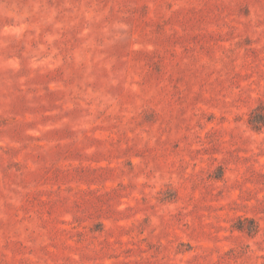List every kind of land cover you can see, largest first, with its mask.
<instances>
[{
  "label": "rangeland",
  "instance_id": "374dc122",
  "mask_svg": "<svg viewBox=\"0 0 264 264\" xmlns=\"http://www.w3.org/2000/svg\"><path fill=\"white\" fill-rule=\"evenodd\" d=\"M12 4L0 264H264V0Z\"/></svg>",
  "mask_w": 264,
  "mask_h": 264
},
{
  "label": "clouds",
  "instance_id": "9594fccd",
  "mask_svg": "<svg viewBox=\"0 0 264 264\" xmlns=\"http://www.w3.org/2000/svg\"><path fill=\"white\" fill-rule=\"evenodd\" d=\"M28 15L29 13L27 9L21 11L15 4H12L11 6L0 7V16L13 21L11 26L5 28V31L9 33L19 35L25 27L23 21ZM123 27L124 25H119L116 28L121 29Z\"/></svg>",
  "mask_w": 264,
  "mask_h": 264
},
{
  "label": "trees",
  "instance_id": "16d2710c",
  "mask_svg": "<svg viewBox=\"0 0 264 264\" xmlns=\"http://www.w3.org/2000/svg\"><path fill=\"white\" fill-rule=\"evenodd\" d=\"M259 124L260 125H264V121H260L259 122ZM247 220H249V219H244L243 221H247ZM250 222H252V223H254L255 224V221H253V220H250ZM256 226V229H254V230H257V225H255ZM238 228V230H240V231H245L246 230V228H244V227H242V226H240V227H237ZM250 233H253V231H249Z\"/></svg>",
  "mask_w": 264,
  "mask_h": 264
}]
</instances>
